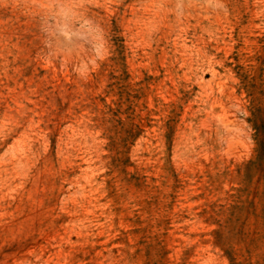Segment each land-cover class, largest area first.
I'll use <instances>...</instances> for the list:
<instances>
[{"label":"rangeland","instance_id":"rangeland-1","mask_svg":"<svg viewBox=\"0 0 264 264\" xmlns=\"http://www.w3.org/2000/svg\"><path fill=\"white\" fill-rule=\"evenodd\" d=\"M263 116L264 0H0V264H264Z\"/></svg>","mask_w":264,"mask_h":264},{"label":"trees","instance_id":"trees-1","mask_svg":"<svg viewBox=\"0 0 264 264\" xmlns=\"http://www.w3.org/2000/svg\"><path fill=\"white\" fill-rule=\"evenodd\" d=\"M261 120H262V124L261 125H264V116H263V118ZM261 125L259 124V127ZM258 153H259V156L261 157V159L263 161V165H264V138L260 139Z\"/></svg>","mask_w":264,"mask_h":264}]
</instances>
